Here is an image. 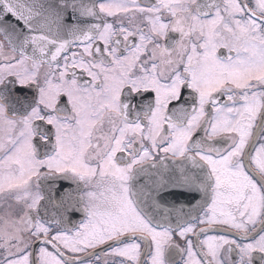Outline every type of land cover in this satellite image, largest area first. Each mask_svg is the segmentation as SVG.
I'll return each instance as SVG.
<instances>
[{
	"label": "snow or ice",
	"instance_id": "snow-or-ice-1",
	"mask_svg": "<svg viewBox=\"0 0 264 264\" xmlns=\"http://www.w3.org/2000/svg\"><path fill=\"white\" fill-rule=\"evenodd\" d=\"M0 264H264V0H0Z\"/></svg>",
	"mask_w": 264,
	"mask_h": 264
}]
</instances>
